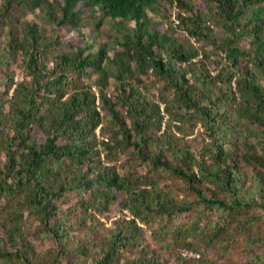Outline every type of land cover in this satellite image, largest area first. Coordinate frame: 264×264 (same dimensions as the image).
<instances>
[{
  "label": "trees",
  "instance_id": "16d2710c",
  "mask_svg": "<svg viewBox=\"0 0 264 264\" xmlns=\"http://www.w3.org/2000/svg\"><path fill=\"white\" fill-rule=\"evenodd\" d=\"M166 1L175 17L153 27L161 0L0 1V264H170L149 230L195 264H223L200 241L240 238L264 264V0ZM37 7L120 32L63 50L57 28L13 22ZM166 173L194 200L161 188Z\"/></svg>",
  "mask_w": 264,
  "mask_h": 264
},
{
  "label": "rangeland",
  "instance_id": "374dc122",
  "mask_svg": "<svg viewBox=\"0 0 264 264\" xmlns=\"http://www.w3.org/2000/svg\"><path fill=\"white\" fill-rule=\"evenodd\" d=\"M1 1V0H0ZM196 4L201 7L205 6L204 0H195ZM161 11L158 10L156 12H150L151 21L150 26L153 27L156 22H161L166 20V16L171 14V18L175 17V13L177 9L171 7L166 0H161ZM168 8V12L163 14V9ZM28 21H36L40 24L41 27L46 29L47 33L55 32L57 28V33L63 38L66 43L61 46L63 50H70L73 45H84L86 42H91L92 40H100V41H109L113 36L119 34L118 26L116 25V21L112 20L103 15L102 12H97L95 16H86L82 22V24L78 28H74L67 25H62L57 27L48 17L46 11L44 9L37 7L33 12L30 9L24 8L17 12V17L13 18V22L20 27L22 22ZM102 20V25L100 28H97L96 24L98 21ZM130 25H134L132 22H128ZM160 28H165L166 25H159ZM7 28V27H6ZM21 34V33H20ZM180 35H182L183 39L186 37V33L184 31H180ZM185 40V39H184ZM111 48L113 47L112 43L110 44ZM17 71V77H21L22 72L17 69V66L14 65ZM3 77V75H1ZM0 76V77H1ZM112 86L110 85V88ZM198 142L195 143L197 145ZM126 158L125 155L122 156V160ZM1 162H4V157L0 158ZM124 170V169H121ZM160 187L163 189L170 188L173 190L174 194L180 198H187L189 200H194V195L188 189L186 183L174 176L173 174L166 173L161 176ZM118 214V208L115 206L111 212V216H115ZM195 213H191L193 216ZM191 218H188L186 221L189 223ZM37 222L32 224V229L30 231V236L33 238V242L36 246L37 254H45L50 247V243L37 237L33 230L36 226ZM255 231L263 232L264 231V222L260 224V226L256 227ZM148 242L150 243L152 248L162 250L163 255L169 260L170 264H195L190 260V258L194 255H191V252H196L194 249L190 247H185V245H176L169 244L165 246V249L161 248L160 244L156 243L150 235V230L147 233ZM243 238H240L238 241H232L228 244L227 248L224 250H220L217 246H211L206 248L203 242H199L201 248L204 249L206 255L215 260L222 262L223 264H245L246 255L244 253L243 246ZM264 251V247L261 248ZM36 257V255H34Z\"/></svg>",
  "mask_w": 264,
  "mask_h": 264
},
{
  "label": "built area",
  "instance_id": "2783aa9c",
  "mask_svg": "<svg viewBox=\"0 0 264 264\" xmlns=\"http://www.w3.org/2000/svg\"><path fill=\"white\" fill-rule=\"evenodd\" d=\"M164 108V106L162 105V109ZM191 255H194V256H200V254L199 253H197V252H191Z\"/></svg>",
  "mask_w": 264,
  "mask_h": 264
}]
</instances>
